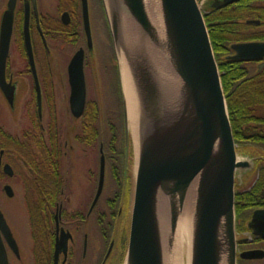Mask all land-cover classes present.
Listing matches in <instances>:
<instances>
[{
  "label": "water",
  "instance_id": "95a60500",
  "mask_svg": "<svg viewBox=\"0 0 264 264\" xmlns=\"http://www.w3.org/2000/svg\"><path fill=\"white\" fill-rule=\"evenodd\" d=\"M105 1L119 66L121 69L122 62L126 63L139 103L135 193L124 264H165L158 212L160 201H166L169 206V241L172 242L194 183L197 196L191 264H237L236 173L253 164L240 158L236 150L222 74L199 1L158 0L162 40L151 20L146 0ZM237 1L216 0L212 7ZM83 5L85 31L91 42L88 1L83 0ZM125 15L131 19L133 28L125 25ZM6 20L8 25L3 28L2 24L1 30L2 89L3 40L10 39L12 16ZM258 22L248 20V23ZM27 45L32 55L29 35ZM151 49L161 53L165 71L152 57ZM231 49L235 52L233 58L240 61L264 58V42L261 41L233 43ZM69 79L71 110L76 117H81L87 98L83 48L71 60ZM124 104L128 141L126 100ZM104 183L105 155L102 154L94 203ZM0 222L12 243L11 232L1 212ZM249 226L264 238V209L254 212ZM69 237L66 233L57 242L56 254L67 250ZM110 250L111 247L108 252ZM262 256V250L241 253L242 258L248 259ZM0 264H9L2 244Z\"/></svg>",
  "mask_w": 264,
  "mask_h": 264
},
{
  "label": "flooded vegetation",
  "instance_id": "af4514ba",
  "mask_svg": "<svg viewBox=\"0 0 264 264\" xmlns=\"http://www.w3.org/2000/svg\"><path fill=\"white\" fill-rule=\"evenodd\" d=\"M87 1L91 42L85 31L83 0H0V50L2 24L3 28L7 26L6 19L12 16L10 39L8 42L3 40V89L0 86L3 102V119L0 121V212L12 236L11 243L3 231V222H0V245L4 246L9 264H24L26 252L31 264H116L119 258L113 233L105 250V216L110 214L108 207L103 206L105 183L94 203L100 181L101 157L105 152L102 141L93 144V131L89 127L90 123L97 125L101 120V105L99 99L89 98L88 89L92 82L88 80V69L93 67L94 60L98 63L101 43L98 40L101 23L96 16L93 18L92 7H99L100 11L96 13L100 12L103 17L105 4L103 0H96L95 4L93 0ZM254 20L259 22L247 24L256 26L251 33H255L257 38L241 42H264V21ZM28 35L32 55L27 45ZM110 38L113 43L112 34ZM63 44H66L64 55ZM82 48L87 98L83 115L76 117L70 103L69 65ZM102 59L103 64L111 61L108 54ZM242 62L246 72H250V81L260 78L264 84V58ZM60 64L63 69L58 71ZM108 65L103 66L111 77L108 87H115L119 77L118 63H112L111 67ZM257 113L261 122L249 124L252 128L246 124L241 132L243 142H236L238 154L252 156L257 153L260 156L254 160L255 163L251 161L254 165L253 170L249 168L254 177L252 184L239 190L253 188L262 174L260 167L264 164V147L248 140L258 135L264 137V107H259ZM68 121L80 122L78 130H75V141L86 147L82 151L89 161L86 169L80 165L76 167L74 148L67 150ZM88 135L91 136L89 144L86 140ZM94 135L97 137L98 133ZM83 137L86 138L84 141ZM110 160L112 166L117 163L113 154ZM73 170L88 178L87 187H77L79 182L74 180ZM127 177L128 182L129 175ZM105 181L107 183V158ZM18 185L20 189L16 188ZM18 189L21 200L30 205L27 229H30L31 239L29 233L18 232L23 229V222L21 218L10 215L7 208L6 201L15 198ZM261 195L264 198V191ZM120 209L116 217L121 215ZM259 209L264 207L252 210L245 230L236 228L238 264H264V256L254 259L241 257L243 252L264 251V238L256 235L249 226L254 212ZM66 233L70 234L67 250L56 254L57 242ZM247 233L250 236L247 237Z\"/></svg>",
  "mask_w": 264,
  "mask_h": 264
},
{
  "label": "trees",
  "instance_id": "16d2710c",
  "mask_svg": "<svg viewBox=\"0 0 264 264\" xmlns=\"http://www.w3.org/2000/svg\"><path fill=\"white\" fill-rule=\"evenodd\" d=\"M205 21L209 29L213 49L219 68L222 74V83L227 98L230 120L234 132L235 141L243 142L244 138L241 134L242 128L247 124L260 123L257 110L264 107V84L260 78L250 81V72H246L245 63L234 59L231 55V44L235 42L256 39L257 35L251 33V29L256 28L255 25L247 24L248 19H261L264 21V0H239L235 3L223 6L221 8L208 7L204 10ZM116 90V91H115ZM114 91L117 100L120 103L121 91L118 81L115 84ZM120 105V104H119ZM121 106H119L120 108ZM120 122L113 123L110 120L104 127L99 123H90L89 127L93 131V144L103 142L104 152L107 158V179L114 186L109 191V200H105L108 207L109 215L105 216V238L106 245L109 242L115 226L116 215L121 201L125 171H126V142H120V130L123 129V123L120 114H118ZM122 124V125H121ZM96 125V126H95ZM88 126V124H87ZM84 130H88L84 127ZM82 131L83 133L85 131ZM98 133L97 137L94 135ZM122 134V132H121ZM83 137V141L86 139ZM248 140L259 143L264 147V137L254 136ZM111 154L117 158V163L110 164ZM262 170L261 178L250 190H237L235 206L237 213V228L245 230V224L251 216L252 210L256 207H264V198L261 193L264 191V164L260 167ZM107 186H105L106 189ZM242 264V263H240Z\"/></svg>",
  "mask_w": 264,
  "mask_h": 264
},
{
  "label": "rangeland",
  "instance_id": "374dc122",
  "mask_svg": "<svg viewBox=\"0 0 264 264\" xmlns=\"http://www.w3.org/2000/svg\"><path fill=\"white\" fill-rule=\"evenodd\" d=\"M44 2H47L48 0H43ZM199 4L202 8V10H208V7L211 6L213 4L214 0H198ZM42 2V0H41ZM104 4H105V8H104V14L103 17L101 15V13L99 12L98 14L96 13L98 10L100 11L99 7H92V12L94 16H96V19L98 20V23H101V28H100V32H99V28H98V40L101 41L100 46H99V51L101 53H99V61L98 63L96 62V60H94L93 62V67H89L88 69V80L90 79V82H92V86H90V88L88 89V95L89 98H97L100 101V110H101V124H103V126H106V123L110 120L113 123H118L120 122L119 116L118 114H120L121 116V120L123 123V129L120 130V142L122 143L123 140H125L126 142V130H125V104H124V93H123V85H122V77H121V69L119 66V85H120V91H121V103H120V98L119 102L117 100V96L116 93L114 91V87H108L110 84H108L111 80V77H109L106 73L105 68L103 67L104 65H108L109 62V67H111L112 63H118L119 65V56L117 54L116 51V47H115V43L113 41H111V34L110 31L111 30V26H110V20H109V13L107 11V2L105 0H103ZM96 3V0H93V4ZM106 10V12H105ZM56 15L57 17H59V12L58 9H56ZM95 19V20H96ZM102 20V21H101ZM98 25V24H97ZM112 32V31H111ZM113 38V37H112ZM66 43V42H65ZM67 44V43H66ZM66 44L61 45V47H63V55H64V47L66 46ZM113 45V46H112ZM112 46V49H111ZM115 53V54H114ZM110 56V60L111 61H104L105 64H103V59L102 57L105 58L106 55ZM108 58V56H107ZM112 62V63H111ZM59 63V62H57ZM111 63V64H110ZM61 69H57L58 71H61L63 69V65L60 64ZM56 67L58 68V65H56ZM55 67V69H56ZM60 68V67H59ZM93 73L96 74L95 76H93ZM93 82H94V86H93ZM59 91V90H58ZM57 91V92H58ZM1 96V94H0ZM0 121L3 119V102H2V97H0ZM61 98H62V93H61ZM120 104V105H119ZM119 106H121L119 108ZM66 109V107L64 108V110ZM68 109V107H67ZM122 125V124H121ZM80 126V122L78 121H68V123L66 124L67 127V136L66 139L68 141V145H67V150L69 151L72 147L74 148L75 154L73 155V159L76 162V167L77 165H80L81 167H83L84 169H86L89 161L88 158L86 157L87 155H85L82 151L84 149H86L85 146L78 144L75 141V133L78 130ZM77 129V130H76ZM76 130V131H75ZM75 131V132H74ZM131 128L129 127V138H128V146L130 147L129 150H127V154L129 155V164H128V170H130L129 172V183L126 185L127 187H125L126 189H124V194L121 198V201L119 203V207H121V215L117 216L116 218V228L113 231V235L112 238L116 239V247H117V255H119L118 261H116V264H124L125 263V256H126V251H127V246H128V239H129V230H130V223H131V215H132V210H133V202H134V192H135V171H136V155H135V143L133 141L132 138V132H131ZM122 132V134H121ZM254 153L256 152L253 151ZM240 158L243 159H249L250 161H253V163H255V159L260 157L257 153L253 154L252 156H243L238 154ZM79 157V159L77 158ZM254 165H252V169H254L253 167ZM250 169H242V170H238L237 171V179H236V188H246L247 186H250L252 184V181L254 179L253 175H252V171ZM74 173V180L76 182H79V184L77 183V187L80 189L82 188L84 185V187H87V184H89L88 178L86 179L84 177V174L79 173L80 171H78V173L76 172V170H73ZM86 183V184H84ZM75 183H73L74 186ZM105 193H104V203L103 206L106 208V204H105V200L109 195V191H111V189L114 188V186L111 184V181L109 179H107V183L105 181ZM16 188H21L19 185ZM19 189L17 190L18 194H16L15 198L13 199H9L6 201L7 204V208L9 210V214L12 215L13 217H15L16 219L21 218L22 222H23V229L22 230H17L18 232L24 231V233H29L28 237L29 239H31L30 237V229H27L28 226V217H29V208L30 205L26 204L25 202H23L21 200V198L19 197ZM21 200V201H20ZM75 201H73L72 204H74ZM25 224V226H24ZM16 231V232H17ZM125 237V240H123V237ZM246 236H250L248 233L246 234ZM23 237V234L22 236ZM239 237V235H238ZM125 242V243H124ZM105 250L108 247V244L106 245V241H105ZM122 251V252H121ZM123 253V255H122ZM26 252L25 256H24V264H31L30 262V256L29 254ZM121 255V258H120ZM124 256V258H122ZM116 258V257H115Z\"/></svg>",
  "mask_w": 264,
  "mask_h": 264
},
{
  "label": "bare ground",
  "instance_id": "6f19581e",
  "mask_svg": "<svg viewBox=\"0 0 264 264\" xmlns=\"http://www.w3.org/2000/svg\"><path fill=\"white\" fill-rule=\"evenodd\" d=\"M147 9L151 20L153 21L160 39H163V23L161 18V11L158 0H146ZM125 25L133 28V23L128 16H124ZM138 41V40H137ZM152 57L157 62L158 66L162 65L164 70L165 60L161 53L156 49H151ZM120 61L122 58L120 57ZM167 62V59H166ZM165 71V70H164ZM122 84L125 94L128 123L131 128L132 138L135 143L136 151L138 150V115L139 103L135 84L130 75L125 62L121 66ZM196 184L194 183L187 195L184 207L179 216L177 230L173 235L172 242L170 239V225H169V206L166 201H160L159 204V221L161 226V233L164 246V260L165 264H191L192 249L195 229V203H196Z\"/></svg>",
  "mask_w": 264,
  "mask_h": 264
}]
</instances>
